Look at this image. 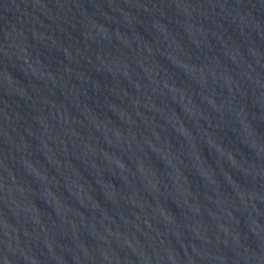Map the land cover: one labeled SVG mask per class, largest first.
Masks as SVG:
<instances>
[{
	"label": "water",
	"instance_id": "95a60500",
	"mask_svg": "<svg viewBox=\"0 0 264 264\" xmlns=\"http://www.w3.org/2000/svg\"><path fill=\"white\" fill-rule=\"evenodd\" d=\"M0 264H264V0H0Z\"/></svg>",
	"mask_w": 264,
	"mask_h": 264
}]
</instances>
